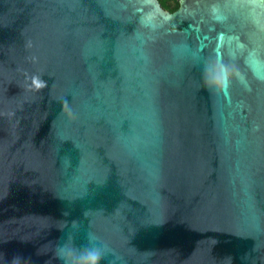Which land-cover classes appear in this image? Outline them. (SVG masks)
<instances>
[{"label": "water", "instance_id": "water-1", "mask_svg": "<svg viewBox=\"0 0 264 264\" xmlns=\"http://www.w3.org/2000/svg\"><path fill=\"white\" fill-rule=\"evenodd\" d=\"M178 2L0 0V264H264V0Z\"/></svg>", "mask_w": 264, "mask_h": 264}, {"label": "clouds", "instance_id": "clouds-1", "mask_svg": "<svg viewBox=\"0 0 264 264\" xmlns=\"http://www.w3.org/2000/svg\"><path fill=\"white\" fill-rule=\"evenodd\" d=\"M232 72L227 65L211 62L205 69V83L217 90H226L232 81ZM42 86V85H39ZM103 255L99 249H86L76 258L72 253L67 254L70 264H101Z\"/></svg>", "mask_w": 264, "mask_h": 264}, {"label": "trees", "instance_id": "trees-1", "mask_svg": "<svg viewBox=\"0 0 264 264\" xmlns=\"http://www.w3.org/2000/svg\"><path fill=\"white\" fill-rule=\"evenodd\" d=\"M163 10L172 13L176 11L179 7L178 0H158Z\"/></svg>", "mask_w": 264, "mask_h": 264}]
</instances>
